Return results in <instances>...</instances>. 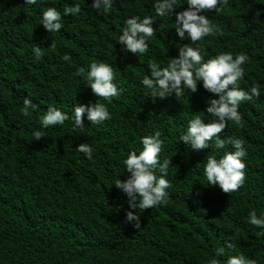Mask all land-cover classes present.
I'll use <instances>...</instances> for the list:
<instances>
[{
    "label": "trees",
    "instance_id": "obj_1",
    "mask_svg": "<svg viewBox=\"0 0 264 264\" xmlns=\"http://www.w3.org/2000/svg\"><path fill=\"white\" fill-rule=\"evenodd\" d=\"M92 2L0 0V264H207L219 247L226 248L222 262L243 254L264 264V229L249 223L251 211L264 215V0H228L222 11L202 13L223 35L192 45L204 49L205 60L221 52L247 54L238 85L260 89L259 98L240 105L243 127L229 121L220 134L243 140L247 151L246 181L229 194L209 186L203 169L208 156L234 149L194 151L179 141L194 116L214 119L205 109L218 97L199 82L196 93L152 98L141 83L150 77L151 63L166 67L180 46L190 44L175 34V15L157 17L148 52L134 55L118 43L125 20L155 16L157 0H114L107 13ZM77 3L81 12L65 16L64 8ZM177 4L174 12L187 8L186 0ZM48 7L61 13L58 32L42 25ZM36 45L44 51L40 59L32 51ZM93 62L114 68V83L123 91L111 103L88 86ZM24 98L38 105L27 116ZM96 101L111 119L92 125L85 114L84 128H74V107ZM49 106L69 119L44 128L41 117ZM156 130L164 142L160 162L171 159L169 196L145 211L129 209L115 184L129 175L123 164L128 153L139 154L141 137ZM35 131L44 138L35 141ZM80 143L94 149L91 160L76 151ZM127 211L140 216L141 229L125 222Z\"/></svg>",
    "mask_w": 264,
    "mask_h": 264
},
{
    "label": "clouds",
    "instance_id": "obj_2",
    "mask_svg": "<svg viewBox=\"0 0 264 264\" xmlns=\"http://www.w3.org/2000/svg\"><path fill=\"white\" fill-rule=\"evenodd\" d=\"M114 0H93L92 8L104 13L109 12L113 7ZM27 5H35L37 0H24ZM187 8L183 11L174 12L178 7L177 0H157L153 5L155 16L141 18L133 15L125 20V27L118 38L122 48L134 55H144L148 52V39L156 34L153 24L157 17H169L175 15V34L184 40L187 38L190 44H184L178 48V57L172 58L166 67L153 62L149 65L150 77L145 76L141 83L151 90L152 98L165 99L172 94L177 98L185 92L196 93L198 84L202 82L203 88L213 94L205 109L206 113L214 117L211 122L205 123L200 115L194 116L188 121L186 131L179 137V141L190 146L194 151H202L210 147L220 150L231 146L233 151H226L220 158L208 156L204 165V176L209 186H218L225 193L239 191L246 181L247 165L244 162L247 151L244 148V141L227 137L220 138V134L227 128L231 121L237 127H243V117L239 111L242 102L250 101L253 97L259 98L260 89L252 86L250 91L240 88L238 81L245 75V65L249 57L245 53L233 54L221 52L214 58L205 60L202 47H192L205 37L223 35V32L204 14L210 11H222L221 5L228 3V0H186ZM81 12L80 4H74L64 8V15H76ZM43 27L49 32H58L64 25L61 23V13L55 7H48L42 13ZM55 48V43L50 45ZM37 59L44 55L43 49L36 45L32 49ZM65 60L70 57L65 56ZM84 69H80L82 74ZM91 91L94 96L111 103L112 98H118L122 89L114 83V68L104 62H93L89 65L87 72ZM38 105L31 99L24 98L21 112L27 116L29 109L35 110ZM92 125L102 124L111 119V114L104 103L96 101L88 106L76 105L73 109L72 119L74 128H84V116ZM69 119L68 114L56 107L49 106L46 113L41 117V124L44 128L49 126L63 125ZM35 141L44 138L41 131L33 132ZM161 131L141 137L142 150L137 154L130 151L123 161L124 168L129 174L124 180H118L115 187L127 197L129 209H140L145 211L158 205L166 203L169 196L167 189L171 183L165 177L171 164V159L166 158L160 162L164 142L161 140ZM76 151L83 153L87 159L93 158L94 149L87 143H80ZM157 171L160 173L158 176ZM126 223H132L136 229H141L140 216L133 211H127ZM249 223L264 229V215L258 217L255 210L249 213ZM264 235V231L260 233ZM227 248H233V243L227 242ZM226 248L215 249V255L207 264H257L255 259H250L239 254L230 256L226 261L219 257L225 255Z\"/></svg>",
    "mask_w": 264,
    "mask_h": 264
}]
</instances>
